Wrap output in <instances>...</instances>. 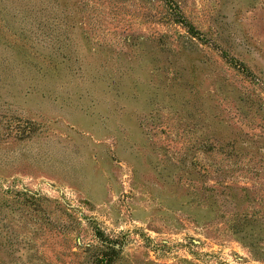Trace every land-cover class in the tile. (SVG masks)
Masks as SVG:
<instances>
[{"label":"rangeland","instance_id":"obj_1","mask_svg":"<svg viewBox=\"0 0 264 264\" xmlns=\"http://www.w3.org/2000/svg\"><path fill=\"white\" fill-rule=\"evenodd\" d=\"M264 264V0H0V264Z\"/></svg>","mask_w":264,"mask_h":264},{"label":"trees","instance_id":"obj_2","mask_svg":"<svg viewBox=\"0 0 264 264\" xmlns=\"http://www.w3.org/2000/svg\"><path fill=\"white\" fill-rule=\"evenodd\" d=\"M120 252L121 246L117 247V244H114L112 242H105L103 244V249L98 255L99 258L97 260V264H112Z\"/></svg>","mask_w":264,"mask_h":264}]
</instances>
